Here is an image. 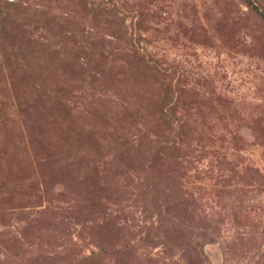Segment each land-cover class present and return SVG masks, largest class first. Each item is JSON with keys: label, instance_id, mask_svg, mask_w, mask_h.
Returning a JSON list of instances; mask_svg holds the SVG:
<instances>
[{"label": "rangeland", "instance_id": "1", "mask_svg": "<svg viewBox=\"0 0 264 264\" xmlns=\"http://www.w3.org/2000/svg\"><path fill=\"white\" fill-rule=\"evenodd\" d=\"M0 0V264H264V0Z\"/></svg>", "mask_w": 264, "mask_h": 264}, {"label": "trees", "instance_id": "2", "mask_svg": "<svg viewBox=\"0 0 264 264\" xmlns=\"http://www.w3.org/2000/svg\"><path fill=\"white\" fill-rule=\"evenodd\" d=\"M247 2H248V4H250V5L254 6L255 8H257V7L254 5V3L252 2V0H247Z\"/></svg>", "mask_w": 264, "mask_h": 264}]
</instances>
